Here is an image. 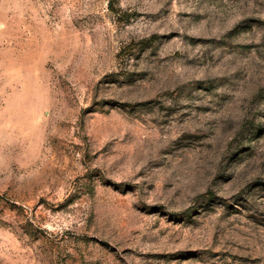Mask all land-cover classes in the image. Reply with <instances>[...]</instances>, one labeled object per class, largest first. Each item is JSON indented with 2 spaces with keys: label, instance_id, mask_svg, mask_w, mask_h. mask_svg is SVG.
Instances as JSON below:
<instances>
[{
  "label": "rangeland",
  "instance_id": "374dc122",
  "mask_svg": "<svg viewBox=\"0 0 264 264\" xmlns=\"http://www.w3.org/2000/svg\"><path fill=\"white\" fill-rule=\"evenodd\" d=\"M0 264H264V0H0Z\"/></svg>",
  "mask_w": 264,
  "mask_h": 264
}]
</instances>
